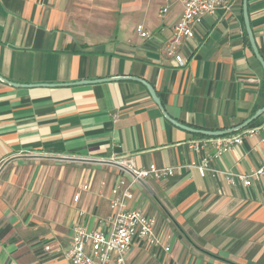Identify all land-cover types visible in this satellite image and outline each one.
Instances as JSON below:
<instances>
[{"label": "crops", "instance_id": "0c3cea01", "mask_svg": "<svg viewBox=\"0 0 264 264\" xmlns=\"http://www.w3.org/2000/svg\"><path fill=\"white\" fill-rule=\"evenodd\" d=\"M181 12L178 0H0V78L71 84L0 80V264H69L61 251L76 226L108 235L126 161L174 169L133 186L128 206L155 220L159 245L135 241L128 264H264V176L244 187L222 174L258 168L264 144L246 138L209 160L213 137L173 126L133 80L197 130H229L264 105L242 0L202 19L176 50L178 68L164 46ZM247 12L264 61V0H247Z\"/></svg>", "mask_w": 264, "mask_h": 264}, {"label": "built area", "instance_id": "2783aa9c", "mask_svg": "<svg viewBox=\"0 0 264 264\" xmlns=\"http://www.w3.org/2000/svg\"><path fill=\"white\" fill-rule=\"evenodd\" d=\"M165 1L170 2V0ZM178 2L182 8L181 17L174 26L171 39L164 46V51L168 57L174 59L178 68H182L185 66V60L176 54L179 44L183 40L193 39L194 32L204 17H215L219 10L228 12L232 0H178ZM166 11V6L161 7L158 10L159 16H163ZM135 32L143 39L149 37V33L141 25L136 27ZM255 137L259 138L260 144H264V121L249 125L230 135L211 138L208 141L211 145V156L208 159L218 160L234 147L241 145L246 138ZM195 147H198L197 144ZM121 164L127 169L130 181L121 179L111 188L110 232L105 236L100 232L86 231L76 226L69 245L61 251V255L69 264H128L127 256L135 241L158 247L159 239L155 234V220L143 215L138 209L129 207L128 203L133 198L132 189L137 182L148 178L172 177L174 169L155 165L137 169L131 161L121 162ZM206 164L207 161L204 159L202 165L197 166L200 177L207 172ZM222 174L229 185L240 183L244 187H249L253 181L264 176V160L258 168L246 174L240 175L229 171ZM77 199L76 195L74 200ZM43 250L50 251V246L46 245ZM163 251L168 252L169 247H164Z\"/></svg>", "mask_w": 264, "mask_h": 264}, {"label": "water", "instance_id": "95a60500", "mask_svg": "<svg viewBox=\"0 0 264 264\" xmlns=\"http://www.w3.org/2000/svg\"><path fill=\"white\" fill-rule=\"evenodd\" d=\"M242 18H243V23H244V27H245V32H246V35H247V38H248V42H249V45H250V48L252 50V53L255 57V59L257 60V62L260 64L261 68H262V71H263V74H264V61L262 60L261 56L259 55V52L257 50V47L255 45V41H254V38H253V35L251 33V29H250V25H249V18H248V12H247V0H242ZM0 80H2L0 78ZM133 80L141 83L143 86H145L147 92L149 93L150 97L152 98V100L154 101V103L159 106V109L161 110V112L163 113V116L165 117V119L171 123L173 126L181 129V130H184L186 132H189L191 134H196V135H201V136H204V137H222V136H226V135H230V134H233V133H236L238 132L239 130L249 126L250 124H252L254 121H256L263 113H264V105L259 109L257 110L253 116H251L248 120H246L245 122H243L242 124L236 126V127H233L229 130H224V131H205V130H197V129H193V128H190V127H187V126H184L180 123H178L177 121L171 119L162 109L161 105H160V102L153 90V88L146 82H144L143 80L141 79H138V78H134ZM6 83H8V85L12 86V87H31V86H45V87H52V86H57V85H61V86H65V85H71V84H38V85H20V84H15V83H10V82H7L5 80H2ZM105 81H108L106 79H103V80H95V81H83V82H77L75 84H87V83H97V82H105Z\"/></svg>", "mask_w": 264, "mask_h": 264}, {"label": "trees", "instance_id": "16d2710c", "mask_svg": "<svg viewBox=\"0 0 264 264\" xmlns=\"http://www.w3.org/2000/svg\"><path fill=\"white\" fill-rule=\"evenodd\" d=\"M253 124V123H252ZM252 124H250V125H252Z\"/></svg>", "mask_w": 264, "mask_h": 264}]
</instances>
